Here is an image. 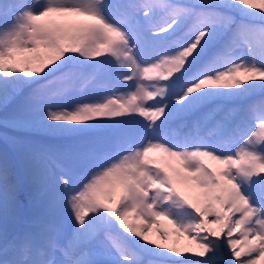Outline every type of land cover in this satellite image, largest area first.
<instances>
[{
  "label": "snow or ice",
  "instance_id": "6c2138e0",
  "mask_svg": "<svg viewBox=\"0 0 264 264\" xmlns=\"http://www.w3.org/2000/svg\"><path fill=\"white\" fill-rule=\"evenodd\" d=\"M0 264H264V0H0Z\"/></svg>",
  "mask_w": 264,
  "mask_h": 264
},
{
  "label": "bare ground",
  "instance_id": "6f19581e",
  "mask_svg": "<svg viewBox=\"0 0 264 264\" xmlns=\"http://www.w3.org/2000/svg\"><path fill=\"white\" fill-rule=\"evenodd\" d=\"M181 242L183 243L184 241L182 240Z\"/></svg>",
  "mask_w": 264,
  "mask_h": 264
}]
</instances>
